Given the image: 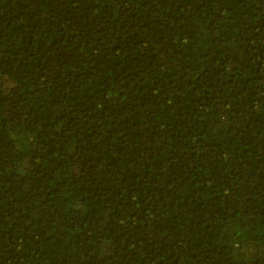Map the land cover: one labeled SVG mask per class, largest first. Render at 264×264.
Returning a JSON list of instances; mask_svg holds the SVG:
<instances>
[{"label":"trees","instance_id":"obj_1","mask_svg":"<svg viewBox=\"0 0 264 264\" xmlns=\"http://www.w3.org/2000/svg\"><path fill=\"white\" fill-rule=\"evenodd\" d=\"M0 264H264V0H0Z\"/></svg>","mask_w":264,"mask_h":264}]
</instances>
